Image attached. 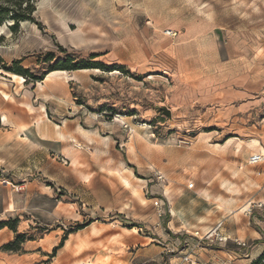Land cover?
I'll list each match as a JSON object with an SVG mask.
<instances>
[{
    "label": "rangeland",
    "instance_id": "rangeland-1",
    "mask_svg": "<svg viewBox=\"0 0 264 264\" xmlns=\"http://www.w3.org/2000/svg\"><path fill=\"white\" fill-rule=\"evenodd\" d=\"M24 91L61 129L0 120V264L264 252V0H0L1 117Z\"/></svg>",
    "mask_w": 264,
    "mask_h": 264
},
{
    "label": "crops",
    "instance_id": "crops-1",
    "mask_svg": "<svg viewBox=\"0 0 264 264\" xmlns=\"http://www.w3.org/2000/svg\"><path fill=\"white\" fill-rule=\"evenodd\" d=\"M10 86H14V81H8ZM15 87V86H14ZM17 88V87H16ZM14 88V89H16ZM39 93L28 92L24 91L22 96L24 97V104H22V110L17 115L14 116L12 106L9 105L5 107V112L3 116H0V120L4 121L3 126H9V131L16 130L17 133L20 134V137L23 136L29 143L35 146H39L40 148L48 149V146H52V142L55 140L57 141L56 137V129L57 127L61 129L60 125H54L48 120V116L46 114L47 107L46 102L47 100L42 99V96L38 95ZM53 125V126H52ZM53 140V141H52ZM52 141V142H51ZM11 205V204H10ZM13 209V205H12ZM244 237L249 238L251 240H260L261 236L259 233L256 232V227L254 229H247L244 228ZM237 238L240 237L237 235ZM257 245H260L256 248L263 250L264 246L262 247L260 242ZM255 249V248H254ZM221 251L220 258L223 261L221 264H250L253 259H250L253 250L249 254L244 255L246 258L241 259L236 262H230L228 260L230 254H235L232 250L231 251ZM238 255V254H236ZM252 257V256H251Z\"/></svg>",
    "mask_w": 264,
    "mask_h": 264
},
{
    "label": "built area",
    "instance_id": "built-area-1",
    "mask_svg": "<svg viewBox=\"0 0 264 264\" xmlns=\"http://www.w3.org/2000/svg\"><path fill=\"white\" fill-rule=\"evenodd\" d=\"M263 160V156L261 154H258V155H253L249 158V164H257L259 162H261ZM220 224H218L213 230L212 232L210 233V231L207 233L206 235V238H212L213 236L215 237H218V241L220 242H225L226 241V238L224 237H220V234H216V232L219 230L220 228ZM197 236V235H195ZM184 262H186L187 264H214V263H208V262H198L196 260H192L191 258L189 257H185L184 258Z\"/></svg>",
    "mask_w": 264,
    "mask_h": 264
},
{
    "label": "trees",
    "instance_id": "trees-1",
    "mask_svg": "<svg viewBox=\"0 0 264 264\" xmlns=\"http://www.w3.org/2000/svg\"><path fill=\"white\" fill-rule=\"evenodd\" d=\"M12 19L17 22L19 20L18 16L17 15H14L12 17ZM64 65V64H63ZM69 70V69H68ZM27 71H22V75L25 74L26 75ZM252 264H264V252L261 254V256L256 259Z\"/></svg>",
    "mask_w": 264,
    "mask_h": 264
},
{
    "label": "bare ground",
    "instance_id": "bare-ground-1",
    "mask_svg": "<svg viewBox=\"0 0 264 264\" xmlns=\"http://www.w3.org/2000/svg\"><path fill=\"white\" fill-rule=\"evenodd\" d=\"M10 209V208H9Z\"/></svg>",
    "mask_w": 264,
    "mask_h": 264
}]
</instances>
